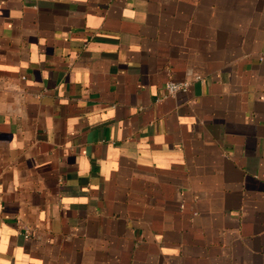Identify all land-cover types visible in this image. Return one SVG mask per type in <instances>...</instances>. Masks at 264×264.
<instances>
[{"label": "crops", "instance_id": "0c3cea01", "mask_svg": "<svg viewBox=\"0 0 264 264\" xmlns=\"http://www.w3.org/2000/svg\"><path fill=\"white\" fill-rule=\"evenodd\" d=\"M0 264H264V0H0Z\"/></svg>", "mask_w": 264, "mask_h": 264}, {"label": "built area", "instance_id": "2783aa9c", "mask_svg": "<svg viewBox=\"0 0 264 264\" xmlns=\"http://www.w3.org/2000/svg\"><path fill=\"white\" fill-rule=\"evenodd\" d=\"M190 81L170 80L165 86V96H175L180 91H186L190 88Z\"/></svg>", "mask_w": 264, "mask_h": 264}]
</instances>
